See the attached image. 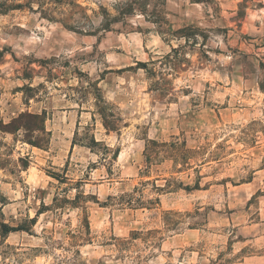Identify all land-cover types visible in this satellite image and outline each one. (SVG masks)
<instances>
[{
    "label": "rangeland",
    "instance_id": "rangeland-1",
    "mask_svg": "<svg viewBox=\"0 0 264 264\" xmlns=\"http://www.w3.org/2000/svg\"><path fill=\"white\" fill-rule=\"evenodd\" d=\"M25 111L44 131L0 129V264H264V0H0V123ZM78 192L88 232L43 209Z\"/></svg>",
    "mask_w": 264,
    "mask_h": 264
},
{
    "label": "trees",
    "instance_id": "trees-1",
    "mask_svg": "<svg viewBox=\"0 0 264 264\" xmlns=\"http://www.w3.org/2000/svg\"><path fill=\"white\" fill-rule=\"evenodd\" d=\"M137 68H142L144 70H148V64L146 62H137L136 65ZM28 89H31L30 87ZM96 106L98 107V112L101 115L102 119H103V125L104 127L110 131H118L120 128V121L121 118H119L118 116L113 118V114L108 111V106L107 104L98 98V102L96 103ZM109 118H111V120H109ZM43 122H44V118L42 116V114H38V113H32V112H22L20 114H18L16 117L12 118L10 122L3 124L2 122L0 123V129L5 131V132H15L18 130H23L25 132L24 137L27 140V142L31 145H38L42 139L36 137L34 140L32 139L31 136V132H36V131H44V126H43ZM92 142H94L93 138H92ZM158 145H165L162 143H157L155 140H148L146 145H145V157L147 158V163L148 160L150 162V160L155 159L160 157L161 155V151L156 150V147ZM172 145L176 146L177 150L179 149V143L177 142H173ZM116 157V155H115ZM158 189H162L160 187H158ZM127 196V197H126ZM88 197H90L89 195L84 194L83 192H78L76 193L73 197H66V196H54L53 197V202L51 206H43V209H47L50 210L52 208H55V210H58L59 208H63L66 205H69L73 208H82V212L84 213V217H83V222H84V227L86 232H88L89 227H88V219H87V214H86V208L85 206H83L81 203H83L84 201L86 202V200L88 199ZM92 197V196H91ZM126 197V198H125ZM120 198L124 199V201H126L127 204L129 205H142L144 202L141 200H134L130 194H125L122 195ZM40 212H43L40 211ZM30 222H34V219L30 220ZM1 228H2V232L3 234H8L10 232H14V231H19V230H23L24 228L21 227H14V226H9L6 223H1Z\"/></svg>",
    "mask_w": 264,
    "mask_h": 264
}]
</instances>
